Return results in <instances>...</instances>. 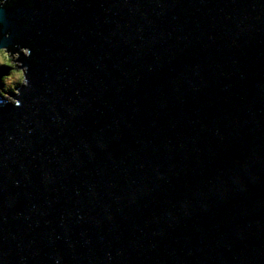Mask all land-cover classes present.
<instances>
[{"label": "water", "instance_id": "water-1", "mask_svg": "<svg viewBox=\"0 0 264 264\" xmlns=\"http://www.w3.org/2000/svg\"><path fill=\"white\" fill-rule=\"evenodd\" d=\"M0 25L33 48L0 97V264H264V0H14Z\"/></svg>", "mask_w": 264, "mask_h": 264}, {"label": "clouds", "instance_id": "clouds-1", "mask_svg": "<svg viewBox=\"0 0 264 264\" xmlns=\"http://www.w3.org/2000/svg\"><path fill=\"white\" fill-rule=\"evenodd\" d=\"M14 0H0V8L8 9L12 7ZM11 31H4L0 25V39H10ZM28 44L30 42H23ZM16 49H19L18 51ZM33 48L29 46H21L18 42L7 47H0V68H10L7 74L0 75V97L3 100L16 107L22 106V102L17 97L22 95L21 88L30 87L28 79L29 66L25 65L22 56L25 58L32 57ZM38 52L39 50L36 49ZM33 63L38 61L33 60Z\"/></svg>", "mask_w": 264, "mask_h": 264}, {"label": "trees", "instance_id": "trees-1", "mask_svg": "<svg viewBox=\"0 0 264 264\" xmlns=\"http://www.w3.org/2000/svg\"><path fill=\"white\" fill-rule=\"evenodd\" d=\"M18 50H19V49H18ZM9 69H10V68H6V67H4V68H0L1 75H3V74H5L6 72H8Z\"/></svg>", "mask_w": 264, "mask_h": 264}, {"label": "rangeland", "instance_id": "rangeland-1", "mask_svg": "<svg viewBox=\"0 0 264 264\" xmlns=\"http://www.w3.org/2000/svg\"><path fill=\"white\" fill-rule=\"evenodd\" d=\"M10 71H11V69L8 70V72H10ZM8 72H6L5 74H7ZM3 75H4V74H3Z\"/></svg>", "mask_w": 264, "mask_h": 264}]
</instances>
